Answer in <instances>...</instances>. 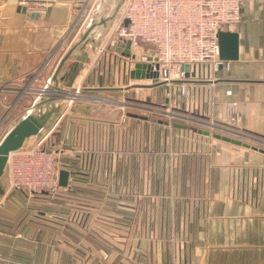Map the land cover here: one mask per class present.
<instances>
[{
    "label": "crops",
    "instance_id": "1",
    "mask_svg": "<svg viewBox=\"0 0 264 264\" xmlns=\"http://www.w3.org/2000/svg\"><path fill=\"white\" fill-rule=\"evenodd\" d=\"M111 2L0 0V121L10 122L18 112L19 122L51 78L41 100L58 98L40 107L52 112L31 145L41 143L69 173L67 187L56 194L68 206L53 211L48 258L41 220L29 225L26 193L0 181V264H113L96 252L123 251L125 243L137 252H162L153 264H264V154L220 144L210 132L213 141H206L187 125L198 122L264 145V0L245 4L239 25L224 30L238 34V60L206 71L205 78L197 73L184 83V96L178 84L171 86L173 99L163 96L165 105L155 96L165 95L167 86L139 92L138 85L153 86L131 79L132 69L121 65L127 57L105 46L116 21L107 14ZM47 8L46 18L30 15ZM102 19L106 23L79 44L90 24ZM76 89L79 95L68 105ZM232 102L237 124L230 121ZM153 115L165 119L153 122ZM140 203L147 204L146 225ZM167 203L177 210L160 212L159 204ZM94 204L101 210L99 225ZM141 224L149 237L141 236ZM81 249L83 259L75 253Z\"/></svg>",
    "mask_w": 264,
    "mask_h": 264
},
{
    "label": "built area",
    "instance_id": "2",
    "mask_svg": "<svg viewBox=\"0 0 264 264\" xmlns=\"http://www.w3.org/2000/svg\"><path fill=\"white\" fill-rule=\"evenodd\" d=\"M250 1L124 0L105 46L113 48L120 41L130 42V55L121 65L130 70L136 63L150 65V72L157 73V77L145 79L146 85L159 83L167 86L165 95L169 103L173 99L171 86L178 84L179 93L184 96V83L194 78L185 77L184 65H190L189 74L198 73L204 78L206 71L213 74L219 71L220 66L229 68V62L219 59L218 33L239 25L242 7ZM85 23L86 20L80 24L78 33ZM142 45L150 47L147 51H137ZM151 50L154 51L152 56L149 54ZM50 82L51 78H48L40 92L45 91ZM77 95L79 89L67 104L71 105ZM226 95L230 96L231 92L227 91ZM236 107L235 102L230 104L232 124L239 122ZM2 123L3 120L0 126ZM62 165L53 152L42 148L41 143L29 146L24 143L22 148L7 157L5 172L8 174V188L28 196L57 193L61 188L58 180Z\"/></svg>",
    "mask_w": 264,
    "mask_h": 264
},
{
    "label": "water",
    "instance_id": "3",
    "mask_svg": "<svg viewBox=\"0 0 264 264\" xmlns=\"http://www.w3.org/2000/svg\"><path fill=\"white\" fill-rule=\"evenodd\" d=\"M124 0H122L123 2ZM120 8V6L116 7L115 13L117 10ZM49 13V8H47L45 14L42 13H31L32 18H42L47 17V14ZM43 15V16H42ZM106 21L102 19L99 23L97 24H92L89 26V28L83 33L81 36L79 44L88 42L89 36L93 33L94 29L97 26L104 25ZM218 44H219V59L222 62H233L238 60V51H239V41H238V34L235 32H229V31H220L218 33ZM78 46V44L76 45ZM75 46V47H76ZM73 49H70L60 60L57 69L54 72V75L52 77L53 81H56L57 74L60 71L62 65L64 62L70 57L72 54ZM115 52L120 54L123 57H128L130 55V42H118L116 47H115ZM150 56L154 54V51H149ZM151 58L149 57L148 60ZM220 68H222L220 66ZM151 66L145 63H136L134 65L133 70L130 71V78L133 80H147V79H155L157 77V73H151ZM183 71H185V77H195V73L192 72L189 74L190 71V65H184L182 68ZM54 87V86H52ZM55 90H59L57 86L54 87ZM47 96V91H42L39 93L37 96L38 99L32 103L30 108L28 109V113H26L20 120L19 122L11 128L0 140V179L3 176L5 172V167H6V162H7V157L9 153L14 152L24 145L26 140L30 139L31 137L37 136L41 130L43 129L46 120L49 118L51 114V110H47L45 112H40V107L44 104L49 102V100H55L58 98L57 95L51 96L49 99L43 101L41 100L42 97ZM143 120H146L147 118L140 117ZM153 122H157L156 120H152ZM163 123V122H159ZM164 125L168 126L169 123L165 122ZM173 127L176 128H183L186 129V126L182 125H177V124H172ZM198 134H201L203 136H210V133L208 131H201L198 130L196 131ZM215 139L222 140L224 142L231 143L233 145L237 146H242L244 148L252 149L255 151H258L260 153L264 154V150L258 149L255 146H251L247 143H243L240 140H235V139H230L228 137H223L220 135H213ZM68 176L69 173L67 171H60L59 173V180H58V185L61 188H66L67 187V182H68Z\"/></svg>",
    "mask_w": 264,
    "mask_h": 264
},
{
    "label": "rangeland",
    "instance_id": "4",
    "mask_svg": "<svg viewBox=\"0 0 264 264\" xmlns=\"http://www.w3.org/2000/svg\"><path fill=\"white\" fill-rule=\"evenodd\" d=\"M112 4H110V9H108L107 11V14L111 15L112 13H114V8L113 7H117V6H120L121 8V5H122V0H111ZM119 8V9H120ZM119 9L117 10V12L119 11ZM117 12L115 13V16L117 14ZM91 25V24H90ZM103 43H100V46L101 47V52L104 50V46H102ZM149 49V46L148 45H142L140 46V48L136 49L137 51H147ZM136 51V52H137ZM142 84V83H140ZM158 84V83H157ZM157 84H154L155 86ZM154 85H149V86H153V87H143L145 85H138L139 87L138 90L139 92H143V88H149L147 91L150 92L151 94L153 93V89H155L154 92H158V89L154 86ZM160 90V89H159ZM163 96H165L166 98V95H162L161 97L159 96H155V100L159 103V104H162V105H165L162 101V99L164 98ZM171 96H173V94H171ZM142 97V96H141ZM143 98V97H142ZM151 98H153V96L151 95ZM172 100V99H171ZM161 108H164V107H161ZM18 108H16L17 110ZM20 110V109H19ZM170 113V112H169ZM15 114H17L16 118H14L12 121L10 122H4L1 124L0 126V140L2 139V137L6 134V132L10 129V128H13L17 123H18V117H20V114L18 115V112H15ZM172 114V112H171ZM154 119L157 120H163L165 118H163V116L161 115H153ZM170 123L172 121V123H179L178 120H175V119H171L169 120ZM168 121V122H169ZM163 122V121H162ZM197 123V124H195ZM189 127H188V130L191 129V133L192 135L196 133V131L198 130H201V131H208L210 132L211 134H217V135H220V136H223V137H228L230 139H235V140H240L238 138H235V137H232L231 135L229 134H226L224 132H220L218 130H214V129H210V128H204L200 123L198 122H194V124H187ZM171 130H174V128L172 127ZM201 135V134H200ZM203 136V135H202ZM202 138V137H201ZM206 141H213V138L211 136H208V139H205ZM215 140V139H214ZM34 141V138H31V139H28L26 142H25V145L26 146H29L31 145V142ZM241 142L243 143H247L251 146H255L254 143H249V142H246V141H242L240 140ZM217 142H219L220 144L224 141L222 140H217ZM228 143V142H227ZM175 144L174 140H173V145ZM230 144V143H229ZM259 146H255V147H261V148H264V145L261 146L260 144H257ZM4 180H8V174L7 172H4L3 176L1 177V182L4 181ZM57 193H48V192H43V193H36L32 196H28L26 195V201H27V206H28V210H30L32 213L29 215V225L31 224L32 221H36V219L38 220H41L42 224H43V227H44V230H45V236H44V244H45V249H44V257L45 258H48L49 256V247L51 245V242H50V236H51V227L54 225V222L55 221V218L53 216V211L54 210H60L59 206L63 205V207H67V203H59L58 201V198L56 196ZM77 205V204H75ZM99 204H94V208L97 206L96 208V211H98L99 213H97L95 217V219L93 220L94 221V224L96 225H99L100 222H101V219H100V213H101V210L98 208L100 206H98ZM107 206L109 207H112L114 206V204H106ZM157 205V204H156ZM161 206V209L159 210L160 212H168L170 211L171 209L174 211V210H177V204L175 203H172V204H169L167 203L166 206H164L163 204H159ZM78 206V205H77ZM92 206V207H93ZM170 206V207H169ZM166 207V209L164 210V208ZM146 209H147V204H143V203H140V210H141V223H144L146 225V220L144 218V215H143V212L146 213ZM63 210V209H62ZM83 211V210H81ZM143 215V216H142ZM144 218V219H143ZM35 226V224L33 225ZM146 230V226L145 228H143L142 224H141V236H142V232H144V236L143 237H149L147 235V232L146 231H143ZM155 230V229H154ZM171 230V229H169ZM161 235L160 234V231L158 229V234H157V237ZM99 236H97L96 238H98ZM131 238V236H124L125 238V241L127 238ZM155 240V239H154ZM124 241V242H125ZM123 248L124 250L123 251H120V250H111V248H108V251H103V252H96V254L100 255V256H103L104 254L107 255L108 259L111 260H114V263L115 262H119L120 264V260H118L119 258L123 260V262L121 263H124V264H132L134 263V261L138 260L139 263L141 264H153V262L155 261V263H157V261L159 259H161L162 257V252H157V251H153V250H140V252H137L135 249L133 250L132 247H131V244L127 245L126 243L123 245ZM77 255H79L82 259L85 258L86 256V252L84 250H77V252H75ZM176 251H175V255H176ZM97 255V256H98ZM113 263V264H114Z\"/></svg>",
    "mask_w": 264,
    "mask_h": 264
}]
</instances>
